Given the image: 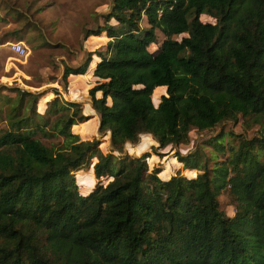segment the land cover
I'll list each match as a JSON object with an SVG mask.
<instances>
[{"label": "trees", "instance_id": "16d2710c", "mask_svg": "<svg viewBox=\"0 0 264 264\" xmlns=\"http://www.w3.org/2000/svg\"><path fill=\"white\" fill-rule=\"evenodd\" d=\"M110 2L81 27L105 34V49L61 75L66 86L94 65L88 94L112 147L88 164L95 184L77 177L100 143L72 128L88 118L80 102L55 95L40 111L39 91L0 94V264H264V0ZM5 12L8 41L21 40L25 13ZM240 118L256 133L221 128L176 152L186 174H170L174 158L149 170L156 156L122 153L139 134L162 155L192 128Z\"/></svg>", "mask_w": 264, "mask_h": 264}, {"label": "rangeland", "instance_id": "374dc122", "mask_svg": "<svg viewBox=\"0 0 264 264\" xmlns=\"http://www.w3.org/2000/svg\"><path fill=\"white\" fill-rule=\"evenodd\" d=\"M111 0H0V94L14 95L15 87L24 88L30 91H39L40 96L37 102V109L43 110L49 98L57 95L59 99L72 100L68 94L67 86L61 78L62 62L67 61L69 64H77L81 61L79 56H76L73 51H69L63 44L68 41L70 46L74 49L77 48L78 39L80 40L82 25H94L96 21H102L98 13L105 12L109 9ZM19 9L23 11L24 17L21 20L23 23L28 20V24L22 36L23 43L27 46V54L24 56L18 55L16 52L9 49L8 39H13L9 36V31L16 25L10 17L14 16L5 12L9 9ZM96 17V19H95ZM208 18V17H207ZM95 19V20H94ZM144 21H142V24ZM20 22H17V25ZM29 29V30H28ZM28 30V31H27ZM9 37V38H8ZM15 39V38H14ZM100 49H105L106 41L103 34H99ZM74 54V55H73ZM54 88L59 89V94H55ZM156 92V90H155ZM157 94V93H155ZM82 102L83 97L76 98ZM0 104L5 105L0 99ZM239 121L224 120L221 124L216 125L209 130H196L192 128L190 131V139L187 142L173 144L162 155H159L161 150L159 147H154L157 143L150 144L153 138L149 134H139L135 141H126L122 153L130 151L131 154L148 152L151 157L156 156L152 161L147 160L149 170L153 166H160L164 168L167 160L174 158L176 163H171L170 174L178 170L185 173L183 164L178 161L176 152H186L193 149L196 145L200 144L206 137L217 132L219 129L224 130L232 129L236 132L244 131L246 135L256 133L259 124L255 123L245 129V126ZM2 127L5 125L4 121H0ZM91 122H83L79 125H73L72 128L79 132V137L82 139L98 138L100 140L98 151L93 153L90 157V162L80 168L83 171L78 174V180L83 185L95 184L97 178L93 177L90 173L88 164L91 166L97 160V154L102 151H108L112 147L108 144L107 148L104 142L109 143L108 129L99 130L98 126L90 124ZM91 125L92 133H88V127ZM59 136L52 138H43L45 142L58 140ZM154 140H156L154 138ZM153 143V142H152ZM166 149V148H165ZM100 150V151H99ZM204 150L209 154L207 147ZM97 153V154H96ZM220 155V154H219ZM146 157V158H147ZM208 164L211 165L215 158L220 159L221 156H211ZM198 171V170H196ZM94 178V180H93ZM101 181L106 183L109 177L102 176ZM220 207L229 215L234 211L233 205L230 203L229 195L226 191L218 195Z\"/></svg>", "mask_w": 264, "mask_h": 264}, {"label": "crops", "instance_id": "0c3cea01", "mask_svg": "<svg viewBox=\"0 0 264 264\" xmlns=\"http://www.w3.org/2000/svg\"><path fill=\"white\" fill-rule=\"evenodd\" d=\"M85 26H90V25H86ZM103 34V33H101ZM81 38L80 40L78 39V41L75 40V42H77V48L75 47L74 49L70 46V43L68 41H64L63 44L68 48L69 51H73V53L76 56H79L81 59L83 58L84 54L87 51H93L95 49H100V39H97L99 35L96 34H89L88 36L84 37L82 34V31L80 32ZM105 36V41L108 40V37L103 34ZM73 54V55H74ZM94 59V64L95 62L99 59L98 55L95 53L93 54V58ZM67 64H69L67 61H65ZM94 65L92 66H88L87 70L84 73H70L67 76V89H68V94L70 96V98L72 100L78 101L76 98H80L83 97V101L80 102L82 104V111L84 114L88 115V118L84 121H80L78 122L76 125L82 124L83 122H91L90 124H96L98 125V121H99V114L93 109L92 107V103H91V98L88 94V88L95 83V79L92 76V70H93ZM63 62H62V69H61V75L63 73ZM59 90V89H58ZM156 93L160 94L164 91V86H156L155 88ZM100 92H97V95H99ZM58 95H60L58 93ZM89 129H88V133H92L91 131V125H86ZM78 134L79 132L76 131ZM109 137V134H108ZM109 143L104 142V146L105 148H107L108 144H110V138H108ZM155 142V141H154ZM153 144V143H150ZM111 147V144H110ZM106 152V151H105ZM92 174V171H90Z\"/></svg>", "mask_w": 264, "mask_h": 264}, {"label": "built area", "instance_id": "2783aa9c", "mask_svg": "<svg viewBox=\"0 0 264 264\" xmlns=\"http://www.w3.org/2000/svg\"><path fill=\"white\" fill-rule=\"evenodd\" d=\"M9 49L16 52L20 56H24L27 54V46L23 43L22 40H13L8 41Z\"/></svg>", "mask_w": 264, "mask_h": 264}]
</instances>
